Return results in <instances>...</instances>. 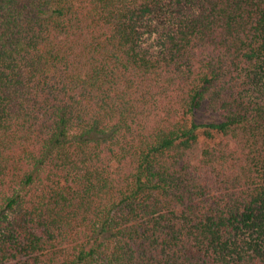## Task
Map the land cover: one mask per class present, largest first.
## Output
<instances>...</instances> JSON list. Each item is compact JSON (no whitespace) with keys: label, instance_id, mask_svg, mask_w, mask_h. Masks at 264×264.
I'll use <instances>...</instances> for the list:
<instances>
[{"label":"trees","instance_id":"obj_1","mask_svg":"<svg viewBox=\"0 0 264 264\" xmlns=\"http://www.w3.org/2000/svg\"><path fill=\"white\" fill-rule=\"evenodd\" d=\"M0 264H264V0H0Z\"/></svg>","mask_w":264,"mask_h":264}]
</instances>
